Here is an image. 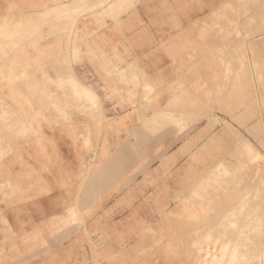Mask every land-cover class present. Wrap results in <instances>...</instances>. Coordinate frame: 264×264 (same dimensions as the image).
Instances as JSON below:
<instances>
[{
    "label": "rangeland",
    "instance_id": "1",
    "mask_svg": "<svg viewBox=\"0 0 264 264\" xmlns=\"http://www.w3.org/2000/svg\"><path fill=\"white\" fill-rule=\"evenodd\" d=\"M81 1L78 14L59 12L58 2L0 18V264H264V0L226 4L224 46L190 50L170 85L132 67H102L97 80L80 69L91 97L71 87L76 47L74 58H55L40 46L70 41L79 20H117L136 0L110 9L116 0ZM207 66L219 76L209 88L200 78ZM120 100L128 103H104ZM121 114L131 121H116ZM42 123L59 126L79 157L73 170L56 169L65 208L50 219L27 206L45 181L11 180L2 168L31 143L48 166Z\"/></svg>",
    "mask_w": 264,
    "mask_h": 264
},
{
    "label": "crops",
    "instance_id": "2",
    "mask_svg": "<svg viewBox=\"0 0 264 264\" xmlns=\"http://www.w3.org/2000/svg\"><path fill=\"white\" fill-rule=\"evenodd\" d=\"M60 1L75 3L81 0H0V18L8 16L11 12L42 13ZM230 2L233 5L237 3L236 0H136L133 7L126 12L122 11L117 20L106 18L104 22L99 23L93 18L79 20L76 25L77 36L74 34L70 41L61 38L55 41L49 39L43 42L44 45H41L40 49L55 58L60 56L72 58V49L75 46L78 60L73 62L70 69L79 82L82 80L81 70L84 69L90 75L94 73L97 80V73L102 71V67L103 74L114 68L129 74L132 67V72L137 69L141 79L146 76L150 84L161 88L183 77L182 72L190 50L214 41L218 42V47L224 46L225 33L220 27L224 24V18L221 17V11ZM211 24H216L217 27L214 28ZM241 40L240 32L234 31V45ZM70 69L67 71L68 76ZM50 72L51 69L48 74L53 78ZM214 74V70L207 66L200 77L208 88L210 82L219 77L218 74L216 76ZM104 82L107 90L110 87L107 78ZM112 87L111 85L110 88ZM122 102L128 103L126 100L104 103L110 105ZM104 116L103 134L107 137L112 135L113 115L106 111ZM130 117L128 114H121L116 121L129 122ZM58 127L52 123H42L44 135L50 138V145L46 151L51 155V159L48 160L47 167L38 156L42 151L41 147L32 143L16 147L2 165L5 169L4 176L11 180L45 181L46 184L42 188L36 186L32 189L34 199L27 206L46 219L59 215L65 208V199L63 194H60L62 190L59 187L61 180L56 169L63 167L66 170H73L79 161L76 155L77 148L68 135ZM89 129L90 132L97 134L94 122L91 121ZM57 159H61L60 165ZM45 168L51 170L46 174ZM66 180H72L74 183L73 177ZM42 191L49 193L40 194Z\"/></svg>",
    "mask_w": 264,
    "mask_h": 264
},
{
    "label": "bare ground",
    "instance_id": "3",
    "mask_svg": "<svg viewBox=\"0 0 264 264\" xmlns=\"http://www.w3.org/2000/svg\"><path fill=\"white\" fill-rule=\"evenodd\" d=\"M74 1V0H73ZM72 1V2H73ZM118 1L119 0H116L114 3H112V4H109V5H106V7L108 8V9H110V8H114V6L118 3ZM121 1H125V0H121ZM93 2V1H92ZM95 2V1H94ZM99 2V1H98ZM100 2H102V0L100 1ZM87 3V2H86ZM97 3V2H96ZM87 4H89V3H87ZM100 4V3H99ZM85 5L86 4H84L82 1H79V2H75V3H70V2H65V1H61V2H59V6H58V10H59V12H62V13H64V14H70V12H80V11H82L84 8H85ZM121 5V4H120ZM87 6V5H86ZM89 6V5H88ZM92 6V5H91ZM95 6V5H94ZM93 6V8H95ZM118 6V5H117ZM104 8V7H103ZM80 9H82V10H80ZM69 12V13H68ZM77 13V14H78ZM73 20V19H72ZM69 23V22H68ZM77 25V24H76ZM68 26H69V24H68ZM73 27V26H72ZM75 30V29H74ZM12 32V31H11ZM9 33H10V31H9ZM73 46V45H72ZM68 47H69V45H68ZM68 52V51H67ZM73 58H74V56H73ZM66 60V59H65ZM77 60H78V58H77ZM76 61V60H75ZM70 62V61H69ZM71 67V66H70ZM69 67V68H70ZM69 77H70V81H71V87L72 88H74L75 90H76V92L77 93H85V94H88L89 95V97H91L92 95H90V90L87 88V87H84L82 84H80V82L75 78V76L73 75V73L71 72V69H70V71H69ZM74 90V91H75ZM101 110V109H100ZM98 111V110H97ZM99 112V111H98ZM257 218V217H256ZM251 220V219H250ZM262 224V223H261ZM250 232V231H249ZM254 246V245H253ZM255 247V246H254ZM240 249V248H239ZM258 249V248H257ZM257 251H259V250H257ZM257 251H256V253H257ZM249 252V251H248ZM262 252V251H261ZM229 253V252H228ZM247 253V252H246ZM250 253H252L251 251H250ZM253 253H255V252H253ZM244 254V253H243ZM258 255L260 254L261 255V253H257ZM256 254V255H257ZM251 255V254H250ZM257 255V256H258ZM244 257V256H243ZM253 258H254V256H252ZM256 258V257H255ZM248 259H250V258H248ZM251 260V259H250ZM226 261V260H225ZM260 261V260H259ZM241 262V261H240ZM246 262V261H245ZM249 262V261H248ZM239 263V262H238Z\"/></svg>",
    "mask_w": 264,
    "mask_h": 264
}]
</instances>
